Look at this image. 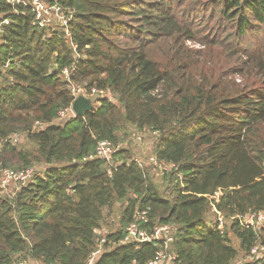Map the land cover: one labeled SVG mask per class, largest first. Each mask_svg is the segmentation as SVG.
Segmentation results:
<instances>
[{"label":"trees","instance_id":"16d2710c","mask_svg":"<svg viewBox=\"0 0 264 264\" xmlns=\"http://www.w3.org/2000/svg\"><path fill=\"white\" fill-rule=\"evenodd\" d=\"M62 4L75 12L78 61L63 34L47 39L29 8L15 16L0 1L10 18L0 34V144L26 140L4 144L0 165L42 167L13 198L0 188V264H86L103 226L96 264H148L157 245L123 243L146 209L148 228H176L175 264H264V254L251 256L264 246V224L239 220L264 213V0ZM74 65L76 84L107 96L59 121L74 100L62 72ZM131 131L150 135L151 155L175 168H140L122 147ZM101 140L121 146L110 164L86 160Z\"/></svg>","mask_w":264,"mask_h":264},{"label":"built area","instance_id":"2783aa9c","mask_svg":"<svg viewBox=\"0 0 264 264\" xmlns=\"http://www.w3.org/2000/svg\"><path fill=\"white\" fill-rule=\"evenodd\" d=\"M2 1V0H0ZM9 6L12 7L11 14L19 15V9L29 8L35 15L37 25L47 30V39L53 36H63L68 39L72 45L73 51L76 53V61L80 59L77 54V46L72 42V29L71 25L75 23V12L66 8L62 4V0H4ZM23 14V13H22ZM4 14L0 16V34L4 32V27L10 25V18ZM76 72V65L72 68H65L62 72L63 78L70 84V90L74 97L70 107L61 110L58 113V120L62 121L69 118H76L73 111V104L80 96L92 99L97 96L106 97L107 93L103 91H98L97 89H92L90 93L79 84L74 82V74ZM42 126L40 123L36 124V127ZM19 134H15L4 140L0 144V149L6 143H11L16 145L19 143ZM120 145H115L111 141L101 140L99 141L95 154L86 158V160H92L94 158L101 159L106 163H111L114 155L120 150ZM134 162L140 167H149L154 170L159 175H163L165 172L175 168V165L159 161L155 156L150 155L147 163L134 159ZM39 173L36 166L22 170L14 171L12 169L3 168L0 165V188L2 192L9 191L15 188V191L10 193V198H13L21 187L25 186L35 175ZM218 193L215 199H219ZM219 228L224 226V218L218 213ZM239 220L245 227H253L258 229L264 224V213H249L245 217H240ZM150 223L149 209L136 212L134 221L127 227L126 235L123 243H133L135 245L142 244H155L159 248L155 259L151 260L148 264H175L177 255L173 249V244L175 242L176 228L172 225H156L153 228H148L147 225ZM109 235V230L106 226H103L98 232V243L97 248L89 256L86 264H96L101 255L105 251V244L107 243V238ZM264 254V246L258 245L255 247L251 256L261 257ZM16 264H44L41 262L34 263L29 261H19ZM133 264H137L134 262Z\"/></svg>","mask_w":264,"mask_h":264},{"label":"rangeland","instance_id":"374dc122","mask_svg":"<svg viewBox=\"0 0 264 264\" xmlns=\"http://www.w3.org/2000/svg\"><path fill=\"white\" fill-rule=\"evenodd\" d=\"M188 45L190 47L193 48H200V45L197 44H193V43H188ZM132 130V129H131ZM137 132L131 131V137H129V139L127 140V142H125V144L122 146L123 148L126 149L127 148H132V151L135 152V157L133 159H137V160H141L145 163H147L151 152H152V142H150L151 137L150 135H148L147 133H141L139 136H137L138 134H136ZM137 137V138H136ZM26 143L25 138L22 136L20 138L19 144H24ZM39 170H41V166L40 165H35ZM2 167V166H1ZM148 167V166H147ZM159 175V174H158ZM15 188H13L12 190L9 191H4L2 192L6 197L10 196V193L14 192ZM219 194V193H218ZM217 196H220L217 195ZM120 212H121V205L117 204L115 205L110 211L109 214L111 216V218L117 222L120 216ZM108 214V213H107ZM212 221H213V217L211 215H209L206 219V226L211 230L212 229ZM234 243L236 246H238V242L234 240ZM242 261L238 260L236 261V264H240Z\"/></svg>","mask_w":264,"mask_h":264},{"label":"water","instance_id":"95a60500","mask_svg":"<svg viewBox=\"0 0 264 264\" xmlns=\"http://www.w3.org/2000/svg\"><path fill=\"white\" fill-rule=\"evenodd\" d=\"M94 107V102L84 96H80L73 104V111L76 118L84 116L86 113L91 112Z\"/></svg>","mask_w":264,"mask_h":264}]
</instances>
